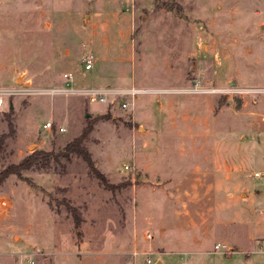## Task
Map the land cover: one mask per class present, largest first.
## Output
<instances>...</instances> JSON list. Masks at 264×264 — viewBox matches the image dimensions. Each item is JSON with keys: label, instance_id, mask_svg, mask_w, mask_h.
Masks as SVG:
<instances>
[{"label": "rangeland", "instance_id": "1", "mask_svg": "<svg viewBox=\"0 0 264 264\" xmlns=\"http://www.w3.org/2000/svg\"><path fill=\"white\" fill-rule=\"evenodd\" d=\"M263 23L264 0H0V87L42 91L0 106V169L88 122L81 143L111 185L74 153L8 174L0 264H153L130 254L146 229L156 247L254 235L263 249ZM130 85L133 110L64 90Z\"/></svg>", "mask_w": 264, "mask_h": 264}, {"label": "built area", "instance_id": "2", "mask_svg": "<svg viewBox=\"0 0 264 264\" xmlns=\"http://www.w3.org/2000/svg\"><path fill=\"white\" fill-rule=\"evenodd\" d=\"M94 63V54L92 51L87 50L83 52V54L80 57V64L83 70H89L92 68ZM62 76L65 79L67 83H69V80L71 79V73L69 71H62ZM65 82L66 86L67 83ZM66 91H83L84 94L87 96V98L91 101L96 100V101H105L107 96L117 94L118 96L120 95L121 97H124L122 100H120L119 105L123 108H128L132 110L133 107V100H134V95L135 93L141 91L142 89L134 87L133 85H130L125 88H110V87H105V88H99V87H86V88H73L72 86H68L67 89H64ZM37 92H42L41 89H35L29 87V85L23 84L22 87H0V106L6 101L8 95L12 94H29V93H37ZM50 122L49 121H44L42 123V127L47 128L49 127ZM62 127H58V130H62ZM125 168L129 169L131 168L129 165H125ZM261 171H254V175H259ZM143 238L145 240L144 243L137 246L138 249H136V246L133 244V248L130 250V254L132 257L136 256L137 254H141L143 256V260L146 263H152V259L150 257V254L152 253L153 249L152 247V242H153V235L152 233L146 229L143 231ZM214 249H218L219 252L221 253H226L229 252V248L224 245V243H214L213 244ZM258 247V246H257ZM257 251L264 250L263 249H256ZM18 264H33V257L32 254L26 253L21 255Z\"/></svg>", "mask_w": 264, "mask_h": 264}, {"label": "crops", "instance_id": "3", "mask_svg": "<svg viewBox=\"0 0 264 264\" xmlns=\"http://www.w3.org/2000/svg\"><path fill=\"white\" fill-rule=\"evenodd\" d=\"M253 236L250 237L249 246L239 247L219 241L218 243H224L229 248V252L226 254L219 252L218 249H213V247H204L202 242L195 239L194 242L190 243V235L184 246L177 241L173 246L167 244L169 246L156 247L152 242L153 251L150 257L153 264H264V256L259 260L257 257L254 258L253 254H256L254 251L256 249L253 245ZM182 255H186L185 260H183L184 256L182 257Z\"/></svg>", "mask_w": 264, "mask_h": 264}, {"label": "trees", "instance_id": "4", "mask_svg": "<svg viewBox=\"0 0 264 264\" xmlns=\"http://www.w3.org/2000/svg\"><path fill=\"white\" fill-rule=\"evenodd\" d=\"M91 128L90 123H86L84 127L80 130V132L71 138L70 140L66 141L57 151L52 150H42L34 148L30 152L24 154L22 157H20L16 162L9 163L3 166V168L0 169V183L3 182V180L6 178L8 174H17L19 175L22 170L29 169L31 167H38V168H45L48 165V162L50 159L57 160L58 156H64L67 157L70 154L74 153L78 156H80L85 164L88 167V171L94 175L99 182L103 183L104 185H109L108 182H106V179L102 172H100L93 164V160L89 154V152L84 148L82 145V139L86 136V133ZM3 135L0 136V145L2 142ZM68 208L70 209L73 217L74 224H78L80 221L79 216L77 213H75V210L72 206L68 205Z\"/></svg>", "mask_w": 264, "mask_h": 264}, {"label": "water", "instance_id": "5", "mask_svg": "<svg viewBox=\"0 0 264 264\" xmlns=\"http://www.w3.org/2000/svg\"><path fill=\"white\" fill-rule=\"evenodd\" d=\"M261 27H264V23H263V24H261Z\"/></svg>", "mask_w": 264, "mask_h": 264}]
</instances>
